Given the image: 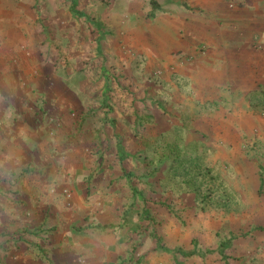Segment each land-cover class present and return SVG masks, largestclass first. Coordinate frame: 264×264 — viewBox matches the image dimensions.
Segmentation results:
<instances>
[{"label": "rangeland", "instance_id": "obj_1", "mask_svg": "<svg viewBox=\"0 0 264 264\" xmlns=\"http://www.w3.org/2000/svg\"><path fill=\"white\" fill-rule=\"evenodd\" d=\"M150 1L0 0V264H264V81L203 104L158 38L264 0Z\"/></svg>", "mask_w": 264, "mask_h": 264}, {"label": "crops", "instance_id": "obj_2", "mask_svg": "<svg viewBox=\"0 0 264 264\" xmlns=\"http://www.w3.org/2000/svg\"><path fill=\"white\" fill-rule=\"evenodd\" d=\"M187 14L183 9L161 22L158 38L168 52H174V67L179 74L176 80L195 83L200 102L207 104L205 98L211 94V98H233L240 90L264 81V28L254 32L244 27L239 17L233 24L222 22L217 26L202 15L195 21L187 20ZM198 43L209 46L202 55L194 53ZM185 56L192 58L184 60Z\"/></svg>", "mask_w": 264, "mask_h": 264}, {"label": "trees", "instance_id": "obj_3", "mask_svg": "<svg viewBox=\"0 0 264 264\" xmlns=\"http://www.w3.org/2000/svg\"><path fill=\"white\" fill-rule=\"evenodd\" d=\"M151 6H152V9L150 11V15H153V9L154 7L155 8H159V4L156 0H151ZM118 149L120 150V152H123V146L121 144H118ZM122 154V153H121ZM227 242V241H226ZM167 249V248H166ZM169 251H171L173 253V255H175L176 253H180L181 255H190V254H193L194 251L193 250H190V251H184L183 249L179 248V247H174L172 249H169Z\"/></svg>", "mask_w": 264, "mask_h": 264}]
</instances>
